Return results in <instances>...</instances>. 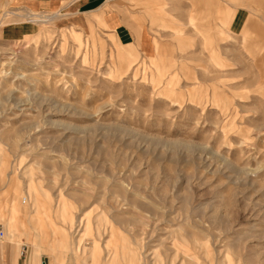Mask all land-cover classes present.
<instances>
[{
    "label": "rangeland",
    "instance_id": "obj_1",
    "mask_svg": "<svg viewBox=\"0 0 264 264\" xmlns=\"http://www.w3.org/2000/svg\"><path fill=\"white\" fill-rule=\"evenodd\" d=\"M86 2L0 1V264H264V0Z\"/></svg>",
    "mask_w": 264,
    "mask_h": 264
},
{
    "label": "crops",
    "instance_id": "obj_2",
    "mask_svg": "<svg viewBox=\"0 0 264 264\" xmlns=\"http://www.w3.org/2000/svg\"><path fill=\"white\" fill-rule=\"evenodd\" d=\"M0 1H6V2H11L14 1L17 3L19 7H25V8H33V9H57L59 8L63 2L69 1L71 4H77L80 8L85 7L87 4L86 0H0ZM73 2V3H72ZM17 203L11 204V212L12 214H15V211H17ZM43 210H41L42 213ZM14 212V213H13ZM43 214L44 211H43ZM38 221H35L37 224V228L39 229L40 232L44 231L45 224L42 216L38 217ZM13 219L10 218L8 223L9 226H13ZM23 229V225L21 224L20 229ZM6 249V252L8 253V258H9V246L4 247ZM19 258V256H18ZM8 259L6 257V260L4 261L5 264H7ZM19 264V262H17Z\"/></svg>",
    "mask_w": 264,
    "mask_h": 264
},
{
    "label": "built area",
    "instance_id": "obj_3",
    "mask_svg": "<svg viewBox=\"0 0 264 264\" xmlns=\"http://www.w3.org/2000/svg\"><path fill=\"white\" fill-rule=\"evenodd\" d=\"M2 235H3V234H2V232L0 231V238L2 237Z\"/></svg>",
    "mask_w": 264,
    "mask_h": 264
},
{
    "label": "bare ground",
    "instance_id": "obj_4",
    "mask_svg": "<svg viewBox=\"0 0 264 264\" xmlns=\"http://www.w3.org/2000/svg\"><path fill=\"white\" fill-rule=\"evenodd\" d=\"M1 199V198H0ZM65 214V213H64Z\"/></svg>",
    "mask_w": 264,
    "mask_h": 264
}]
</instances>
